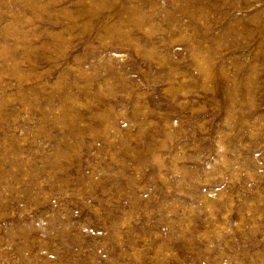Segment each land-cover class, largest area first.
<instances>
[{"label": "rangeland", "instance_id": "rangeland-1", "mask_svg": "<svg viewBox=\"0 0 264 264\" xmlns=\"http://www.w3.org/2000/svg\"><path fill=\"white\" fill-rule=\"evenodd\" d=\"M0 264H264V0H0Z\"/></svg>", "mask_w": 264, "mask_h": 264}]
</instances>
